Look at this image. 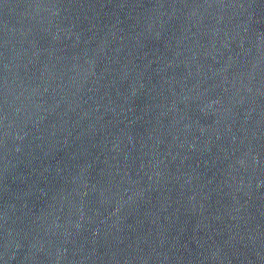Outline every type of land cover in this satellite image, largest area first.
I'll return each instance as SVG.
<instances>
[{"label":"water","instance_id":"obj_1","mask_svg":"<svg viewBox=\"0 0 264 264\" xmlns=\"http://www.w3.org/2000/svg\"><path fill=\"white\" fill-rule=\"evenodd\" d=\"M0 264H264V0H0Z\"/></svg>","mask_w":264,"mask_h":264}]
</instances>
